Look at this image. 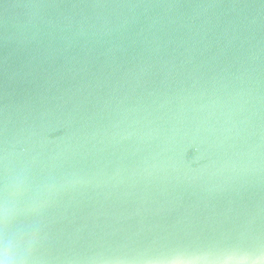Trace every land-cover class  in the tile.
<instances>
[{
	"label": "water",
	"instance_id": "1",
	"mask_svg": "<svg viewBox=\"0 0 264 264\" xmlns=\"http://www.w3.org/2000/svg\"><path fill=\"white\" fill-rule=\"evenodd\" d=\"M0 186L9 264L264 247V0H0Z\"/></svg>",
	"mask_w": 264,
	"mask_h": 264
},
{
	"label": "snow or ice",
	"instance_id": "2",
	"mask_svg": "<svg viewBox=\"0 0 264 264\" xmlns=\"http://www.w3.org/2000/svg\"><path fill=\"white\" fill-rule=\"evenodd\" d=\"M6 203L7 187L0 186V264H9L7 250L16 244V241L9 238L10 221ZM209 256H213L211 261L208 260ZM198 261H207L209 264H264V247L257 249L241 241L215 253L177 249L157 264H192Z\"/></svg>",
	"mask_w": 264,
	"mask_h": 264
}]
</instances>
